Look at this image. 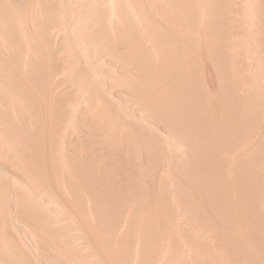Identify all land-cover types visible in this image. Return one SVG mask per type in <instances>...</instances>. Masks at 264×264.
I'll use <instances>...</instances> for the list:
<instances>
[{
    "label": "rangeland",
    "instance_id": "1",
    "mask_svg": "<svg viewBox=\"0 0 264 264\" xmlns=\"http://www.w3.org/2000/svg\"><path fill=\"white\" fill-rule=\"evenodd\" d=\"M99 1L0 0V264H264L263 0H225L222 39L205 28L216 0ZM156 26L184 44L173 61ZM219 43L228 84L211 57ZM168 68L196 74L203 112L221 87L243 110L238 141L216 152L219 214L189 176L187 129L158 122L133 89L144 78L152 95L167 91ZM97 183L121 196L104 200Z\"/></svg>",
    "mask_w": 264,
    "mask_h": 264
},
{
    "label": "bare ground",
    "instance_id": "2",
    "mask_svg": "<svg viewBox=\"0 0 264 264\" xmlns=\"http://www.w3.org/2000/svg\"><path fill=\"white\" fill-rule=\"evenodd\" d=\"M103 2L104 1L101 3ZM263 8L264 4L261 7V11L263 10L262 12L264 14ZM225 9V0H216L208 7V20L205 24L206 30L217 35L220 39H222L224 35L225 22L223 20V16L225 15ZM100 11L101 10H99V12ZM103 17L104 13L102 11V14H98V18L103 19ZM180 19H182L185 24L189 21L188 17H180ZM155 28L156 35L161 42L164 58L169 61H173L175 55L173 53L172 46L181 48L184 47V44L180 42V39L174 36L173 31L164 29L162 26H156ZM132 34L131 32L125 30L124 33L118 34L116 37L117 39L115 38L116 42H113L112 44L115 45V43L118 44V42L120 44L124 43L125 41L130 40L129 38ZM262 42L264 45V39ZM179 56L180 55H177L176 57ZM211 57H213L214 62L216 63L217 74L221 78L222 84H224V82L226 84L230 83L231 81L229 79V70L227 66V61L229 59L223 51L222 43L217 44V46L215 45ZM128 60L136 65L138 64L136 57H129ZM191 70L192 69H189L184 75L178 76L175 75L170 68L160 69L159 79H171V88L167 91H156L155 95L150 93L153 91H150L147 87L148 81L144 78L142 79L141 85H137L133 89L139 97L148 99L146 102V108L150 110L158 122L162 123L168 129L170 126H180L187 129L188 136L184 135L186 140H181V142L185 145V156L187 157L189 163V176L199 182L202 191H204L211 199V205L214 211L219 214L222 210H225L226 203L223 199L224 197L222 192L217 188L218 183L221 182V169L224 162L217 156L216 152L222 147L230 146L238 141L241 124L244 122L245 118L242 115L243 110L239 105L238 98L235 97L236 95L223 87H221L219 98H217V107L214 110L213 108H208V111L205 110L203 112L201 107L203 100L196 93L198 88V79L196 74H193ZM138 71L142 73L141 69ZM209 117H213L214 121ZM22 125H25V123ZM258 146L260 149L259 152L263 154L264 132ZM234 161V171L231 182L234 193L238 197L241 204L244 202H252V192H250L248 188V170L243 166L244 162L241 158ZM97 184V192H100V194L104 196V200L110 199L115 201V199L121 196L119 190H111L105 183ZM250 233L254 235L256 233V229L251 227Z\"/></svg>",
    "mask_w": 264,
    "mask_h": 264
}]
</instances>
